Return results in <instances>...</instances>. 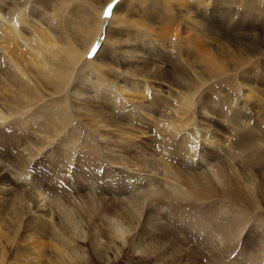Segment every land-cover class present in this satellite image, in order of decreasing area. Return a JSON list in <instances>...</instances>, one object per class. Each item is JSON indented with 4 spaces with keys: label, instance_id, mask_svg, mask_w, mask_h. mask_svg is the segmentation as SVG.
Masks as SVG:
<instances>
[{
    "label": "bare ground",
    "instance_id": "6f19581e",
    "mask_svg": "<svg viewBox=\"0 0 264 264\" xmlns=\"http://www.w3.org/2000/svg\"><path fill=\"white\" fill-rule=\"evenodd\" d=\"M50 1L52 0H0L1 134V130H3L5 126H8L9 129L13 131H17V129H19V134L28 133L31 130V132H36L38 133V135H41L44 138L50 133V130L46 129L48 126L46 127L43 123L40 122V120H42V122L47 121L46 117H44V115L46 116V113H44L43 115L41 111L38 110L45 109V112H47L49 109L48 105L53 104L55 108H64V111H67L69 107V97H75L73 95L79 96L82 92L85 93L87 89L92 87V85H90V82H92L94 85V82L103 79L99 75V73L103 70V67H101L100 65L98 66L95 63L96 61L93 60L94 58L87 59L85 51L88 48L89 42L91 40L90 37L93 32L91 28L92 23L96 22V25L101 27V18L103 12L99 14H93L92 18L89 11V13H87V16L83 18V25L81 27L82 29L77 34V37L75 39H71L69 35L62 36V33L58 31L56 25V16L59 12V9H57V11H53L52 9L51 11V4H49ZM196 1L197 3L194 4V6H191L190 4L184 5V2H182L181 7L184 10H187L186 13L184 11L176 12V10H172L170 8L171 2H167L165 4L166 8L165 6H162L159 9L163 14V17L167 16L173 19L179 18L180 22H184V30H176L175 28V31H172V28L171 31L168 29L167 33L171 36V38H173L172 40L174 41H177L178 39H180L181 41L182 38H190V43L201 50V54L205 56V66H202L201 68H199V70L196 71H188L187 68L190 67V63L188 64L189 61L187 62L186 60L191 57L187 52L184 53L182 49L184 45L181 41L182 44H179V48L175 47V52L179 53V57H177V54L173 52V47L172 49H170L172 54L169 55H171V57L167 56L166 58H164L163 56L159 58V54H153L154 49L148 51L143 50V60L146 61L148 58L144 54L145 51L148 56H158L161 61L155 62L151 57V59L147 60L146 62H143L142 60L141 66H139V56L137 57V54H132V56L129 58L131 59V61L137 62V66H133L135 69L125 68V71H116L120 72V74H113L114 79L112 78L109 81H106L108 79H104L103 82H100L103 84L106 82V84H108L113 91V94H115L112 103L114 104L113 108L117 110V118L115 117V119L112 120V126L116 125L117 122H124L126 125L135 124L140 127L141 122L147 121V116L148 119L152 121L153 126L152 130L150 131H146L150 129L149 127H143V129H145L146 131L145 133L149 134L154 131L155 134L160 133V135H162V132H168L169 134H167L166 136L171 135L172 138H176V134L183 135L182 137H180L178 142H173L171 140V137L166 141L165 139L167 138L162 136L161 139L164 141L162 143L161 141H158L160 142L158 149L163 161H168L170 163L172 161H175L176 164H179V166H183V168L188 169H185L184 171L185 174H187L188 178V182L186 183V185H184V181L183 184H181L182 182L180 183V181L182 180L179 181L175 178H172V180L170 178L171 181H168L169 184L166 183L164 187H159L161 186L162 182L158 185V183L156 184V182H152L153 179L151 180L152 175L150 174L153 173L152 171L154 170H150V168L146 169L149 165L146 168H143L144 159H139V162L141 161L140 164L137 162L129 161L126 159V157H123L119 153V149H115V151L113 152L109 151L107 156L102 159L104 161L107 160L108 164L113 167L109 168V166H107L108 168L106 167L105 169H100L102 167L101 162V166H99V168H92L95 171L85 169L80 173V177L83 180V182L81 183L84 184L85 188L84 190L90 191V193L84 191L88 196L86 202H95V197H99L98 195H103V192L109 197L114 195H119L120 197H122L123 205L120 208L115 209L113 217H106V215L110 212L108 208L100 212V216L103 218V224L104 222H106V227L108 228V237H110L109 239L111 242H114L113 245H117V251H121V249H123L125 245L136 241L137 236H139L141 233L145 235H151V240L148 238L150 241L154 239L163 243L165 247H167L166 245L173 246L172 240L170 241L169 235L172 238H175L176 235H178V231L182 235H184L183 233L186 234L184 236L188 238L186 239L188 243L191 242L192 244H195V246L206 250L212 260L221 259L225 252L236 249L237 244L234 243H237L236 241L239 240L236 232H234V228L230 226V229H228V225L226 224L228 222L226 221L225 223L223 221L224 216H227V211L225 205L223 204L225 202L223 201V199H228L230 196H232L233 193H235L236 185H238V188L240 187L242 193L244 194V200L247 199V201L254 202L253 199H256L257 193H260L257 184L259 180L257 179L255 173H252L251 171V168L258 167L259 171L264 172V157L261 155V150L254 143L255 135L249 131H242L241 133H239V151L241 153V158L243 159V166L245 170L244 177L242 176L239 181V176L241 175H238L236 178L234 175L228 174V172L227 174H225L222 159L218 155L212 153L211 150L210 152L206 153L202 148V145L200 146V144L203 142L211 146L216 145V143L211 140L210 135H208L207 137V130L204 133H202L199 128V131L197 130L194 119L195 116L193 114V112L195 111V107L199 108L200 111H207V105L210 104V100L208 102L207 98V93H209V91L212 92L214 89L224 88L231 89L234 88V85L235 87L237 86L236 81L240 80V77L238 75L240 71H232V73L234 72L233 75L225 77L226 74L231 72L228 71V61L230 62L232 59H228L226 63H223L221 61V57L223 56L222 53L225 52L223 50V43L219 42L223 37V33L221 30L225 25H227L228 28V25H230L231 31L237 30L241 23L235 17L237 16V14L234 11H237L243 6L248 7V9H252V7H255L257 5L259 0H231V3H237V6L234 5L237 8H232L233 10L228 11L227 15H223L224 13H221V9H216V11L210 13V8L207 6L209 5L210 0ZM143 3H145V0L143 1ZM233 4L229 5L233 6ZM216 6H223V2L219 3L218 1V4H216ZM155 8H158V6ZM261 8L263 9L264 7ZM194 9L196 10L195 12L198 13L197 17L201 18V21L198 20L197 22H195V20H192L191 16L195 13ZM258 10H260V7L258 8ZM145 13V15H152H150L148 9ZM210 14L211 16L214 14V17L217 15L216 23L213 22L214 20L210 21L208 19V15L210 16ZM182 18L186 22L183 21ZM120 20L121 19L119 18L115 21V23L119 25V28L120 25H122V22H124L122 20L120 24L118 22ZM205 22L209 24V31L203 24ZM182 23L179 25V28L181 27ZM168 24L170 25V22ZM118 29L116 31L117 33L119 32ZM225 29L226 28H224V30ZM146 32L149 31L147 30ZM233 34L235 33H231L232 36ZM209 35L213 38L211 40L215 39L216 41V47L215 45L213 47L211 46V49L209 48L208 40H206ZM96 57H98V55L95 56V58ZM105 58L107 59V61H110V63H112L111 61H114L112 57ZM187 65H189V67H186ZM169 81L172 83V86L174 88H177L179 90V93L177 96L175 95L174 98L172 97L174 94L171 96L174 102L171 101V103L166 104L161 97L164 94L163 87L165 86H163L164 83L162 82ZM118 83L120 85H118ZM80 87L82 88L80 89ZM93 87L96 88L97 86L94 85ZM73 88L74 91L73 93H71ZM200 96H202V98H200ZM162 110L164 111V113L168 112L173 114L172 119H168L169 122L167 123H162L163 121H160V119H155L156 117L162 118V116L158 114V111L162 112ZM154 113H157L158 116H155ZM48 117H50L49 113ZM63 117H67L68 120V117L70 118V114L65 112ZM30 121H33L34 124H32ZM48 122H50L49 119ZM37 125L40 126V128H38ZM20 126L23 130H20ZM185 128H188V130L190 131L185 132ZM178 131H180V133ZM60 132V129H57V127L54 126V131L52 132L53 134H55L54 136H56ZM140 133L145 134L144 131H141ZM7 134L10 136L11 140L6 142H11L10 145H16L14 147L17 148V140H13V137L15 136L11 133ZM249 135H251L250 138L248 137ZM2 137L4 136H1V138ZM7 137L3 138L4 141ZM154 137L156 136L154 135ZM2 143L3 140H0V145H2ZM102 143L105 142L103 141ZM126 143L127 142H124L125 149L127 147L130 148L133 146V144L132 146H127ZM204 143L203 145H205ZM42 147L43 146L40 142V148ZM40 148L37 149V151L40 152ZM20 151L22 153V156L27 159L26 161H24L25 159L23 160L24 164L26 162H28V164L31 163L34 159L33 157H36L35 152L31 154L29 152V148L27 149V146L20 149ZM220 151L222 152V150ZM141 154L142 157H145V154H143L142 152ZM129 155L132 156V153ZM4 156L7 157V159L10 160L11 163L6 164L5 160L3 159ZM149 156L150 155H148V158ZM260 156H262L263 158L261 159ZM30 157L33 159L30 160ZM153 157L155 158V156ZM154 158L153 161L155 162ZM128 163H133V169H129L127 167ZM144 165H146L145 162ZM119 167L123 168L125 171H127V169L132 171L134 170L133 172H136L138 174L132 173L131 175L129 174V172L126 173L125 171L119 170ZM162 170V174L164 176L171 177L172 174L166 167H163ZM27 171V164L22 165V162L18 159H15L13 162L9 158V156L1 154L0 152V195H12V198L9 200L7 199V201L4 202L3 206L8 207L11 213L10 223L12 224L14 233L18 234L20 230L27 226L34 233H36L39 238L48 237L54 240L58 244L59 250L61 252L60 256L55 259L56 263L61 262V264H73L77 260L81 261L82 259H84L83 253L80 250V247L77 246L75 240L71 238L72 236H74L78 241L85 240V236L80 228L79 223L76 221V218L80 217V215L83 213H87V215L90 216L91 214L96 213L97 210H86L85 206L87 203H81V201L79 200L77 204L69 205L67 204V202L69 201L66 198L61 199L57 195L51 196V198L49 197L50 199H52V202L51 207H48L44 203L45 196L43 194H45V191L41 190L43 185L40 183L39 179L37 182L34 180L35 183L32 182V184L35 185V188H32L30 186L31 184L29 183L30 180L28 178L29 176ZM231 171L233 172L234 170ZM153 174L155 175V172ZM163 175L162 177H164ZM183 178L185 179L184 176ZM6 180L12 181L14 186L18 187L19 189H23L21 191H14L15 189H12L14 187H9L10 184L6 183ZM165 180L167 179H164V181ZM58 185V191H62L63 189H65L64 187H66V185L74 188V191L78 189L76 188L74 182H70L67 184L65 180H63V182L61 184L59 183ZM217 187H220L221 190H217ZM93 188L95 192L97 191V193H92ZM73 194H80V191L77 190L76 193ZM208 200L213 201L212 203L206 205V202H209ZM190 201H194L193 204H196V208L194 209V211L197 215H204V213L206 212L212 214L210 216V219H205L197 222V224L199 225V231L197 234L193 233L191 229L185 230L184 224H180V230L176 229V231L174 229H171L166 233L155 231L157 230L155 228H152L154 230L148 231L144 229V226L147 223H150L148 225L149 227H157L158 224H160L158 222V219L156 218L158 214L163 215L167 219L172 217L170 210L168 209L169 205H187ZM52 205H55V210H51ZM54 211H57V214H52V212L54 213ZM127 217L132 219L131 221H127L128 224L126 226L123 225L124 223L122 222V220ZM58 225H63L65 231L72 236L67 237L63 233L64 231H62L58 227ZM186 225H188V223ZM209 228H211L210 230H217L222 236V238L218 237L213 244V239L206 237V233H209L206 231ZM93 229L92 230L94 231V234L91 236V244L95 247L97 256L103 260L108 261V259L110 258L109 254H111V247L109 245L101 243L98 237V232L100 231L96 230L95 226ZM127 232L131 233V235L134 234L135 237L131 238V240L129 241L123 239L124 235L127 234ZM207 238L211 239L212 242ZM10 241L11 240H7L8 243ZM209 241L210 246H208ZM250 241L252 242V245L255 243L253 239H250ZM136 244L138 251H140L141 241L137 242ZM44 245L45 244L43 243L38 244V246ZM4 248L10 250L8 249L7 244L1 246V249ZM170 248L173 249L172 247ZM239 248V251L236 254V259H233L234 262L231 261L233 264H264V249L262 248V246L253 248L242 246ZM223 264L230 263L226 262Z\"/></svg>",
    "mask_w": 264,
    "mask_h": 264
},
{
    "label": "rangeland",
    "instance_id": "374dc122",
    "mask_svg": "<svg viewBox=\"0 0 264 264\" xmlns=\"http://www.w3.org/2000/svg\"><path fill=\"white\" fill-rule=\"evenodd\" d=\"M140 1L139 0H52L49 2V4H51L50 6L51 11L52 9L53 11H57V9H59V12L56 16L57 19L56 25L58 31L62 33V36L69 35L71 39H75L77 37V34L82 29L81 27L83 25L82 23L83 18L87 16V13H89V11H90V16L92 18H93V14L95 13L99 14L103 12L101 18L102 20L101 27L97 26L96 22L92 23L91 28L93 32L90 37L91 40L89 42L88 48L85 50L87 59L94 58L93 60L96 61L95 63L98 66L100 65L101 67H103V70L99 73V75L103 79L97 82L93 81L94 85L97 86L96 88H94L93 83L90 82V85H92V87L87 89L85 93L82 92L81 95L79 96L73 95L76 98L69 97L68 100L69 107L67 111H64V108L63 109L55 108L53 104L48 105L49 109L47 112H45V109L44 110L39 109L38 111H41L43 115L44 113H46V116L44 115V117H46L47 120L45 122H42V120H40V122L43 123L46 127L48 126L46 129L50 130V133L46 135L44 138L43 136L38 135V133L36 132H31V130L28 133L19 134L18 131L19 129H17V131H13L10 130L8 126H5V128L3 129L4 132L3 130H1L2 134L0 132L1 134L0 140H3L2 145H0L1 154H5L9 156V158L13 162L15 159H18L22 162V165H26V164L28 165L27 173L29 176L28 178L30 180L29 183L31 184L30 186L32 188H35V185L32 184V182H34V180L37 182L39 179L40 183L43 185L41 190L45 191L46 194V195L43 194L45 196L44 203L48 207H51V202H52V199H50L51 196H55V195H57L61 199L66 198L69 201L67 202V204L69 205L77 204L78 200L81 201V203L82 202L85 203L88 196L84 192L86 190H84L85 189L84 184L81 183L83 182V180L80 177V173L85 169L95 171L92 168L94 167L95 169L97 167L99 168V166H101V162H102V167L100 169H105L107 166H109V168L113 167L108 164L107 160L104 161L102 159H104V157L107 156L109 151L113 152L115 151V149H119L120 151L119 153L123 157H126V159L129 161L137 162L140 164L141 161L139 162V159L140 160L144 159L146 165H144L143 162V168L144 167L146 168L149 165L146 169L150 168V170H154L152 172L153 173L155 172V175L151 173L150 175H152V177L151 176L150 177L151 180L153 179L152 182L154 183L156 182V184L158 183V185L162 182L161 186L159 187L162 186L164 187L166 183L169 184L168 181H171L172 178H175L176 180L179 181L182 180L180 181V183L182 182L181 184H183L185 182L184 185H186V183L188 182L187 174H185L184 172L186 168H183V166H179V164H176L175 161H172L170 163L168 161L165 162L161 159V155L158 149L160 142L158 141H161V143L164 141L161 139L162 136L166 137L167 139L165 140L167 141L170 139L171 135L166 136L167 134H169L168 132L167 133L162 132V135H160V133L155 134L154 131H152V133L149 134L145 133L146 131L152 130V126H153L152 121L149 120L147 116H146L147 121L141 122L140 127L135 124L126 125L124 122H117L116 125L112 126L113 125L112 120H114L115 117L117 118V114H116L117 110L113 108L114 104L112 103L115 94H113V91L111 90L110 86L106 84V82L104 84L100 83L103 82L104 79H108L106 81H109L112 78L114 79L113 74L115 75L120 74V72H116V71H121V70L123 71L125 68L135 69L134 67L137 66L136 65L137 62L136 61L133 62L129 58L132 56V54L133 55L137 54L136 55L137 57L139 56L138 63L140 64L138 65L141 66V62L144 59L142 55L143 50L148 51L154 49L153 54L156 55L159 54V58H161V56L166 58L167 56L171 57V55L169 54H172L170 50L172 49V47H173L172 49L173 52L176 53L175 52L176 48H179V44L182 43L184 45V47H182L184 53L187 52L188 55H190L191 57L188 58V60H186L187 62L189 61L188 64L190 63L189 64L190 67L189 65L186 66L189 67L187 68L188 71H196L199 70V68H201L202 66L206 65L205 56L201 54L202 53L201 50H199L190 43L191 41L190 38H186V39L182 38L181 39L182 43H181L180 39L177 40L178 42L172 40L173 38H171V36L167 33L168 29L171 31L172 28H173L172 31L173 30L175 31V28L176 30L178 29L184 30L183 28L184 22L183 23L180 22L179 18L173 19L167 16L163 17V14L159 9L162 6L164 7L167 2H171L170 8L172 10L174 9L176 10V12L184 11L186 13L187 10H184L181 7L182 2H184V5L190 4L191 6H194V4L197 3L196 0H186V1L185 0H145V3H143L144 0H140ZM218 1L219 3L223 2V6L221 7L216 6V4H218ZM230 1L231 0H216V1L210 0L209 5L207 6L210 8V13L216 11V9H221V13L222 14L224 13L223 15H227L228 11L233 10L232 8H237L234 6V5L237 6V3L235 2L236 4H233ZM263 1L264 0H259L257 5L255 7H252V9H248V7L243 6L237 11L236 10L234 11L237 14V16L235 17L241 23V25L238 27L237 30L231 31L230 25H228L229 28L227 27V25H225L221 30L223 33L222 35L223 37L219 42L223 43V50L225 51L224 53H222L223 56L221 57V61L223 63L224 62L226 63L228 59H232L230 62L228 61L229 64L228 71L231 72L226 74L225 77L233 75L234 72L232 73V71L235 70L237 72L240 71L238 74L240 80L236 81L237 86L235 87L234 85V88L231 89L224 88V89H214L212 92L209 91V93H207V98H208V102L210 100V104L207 105L206 108L207 111L203 112L202 110L200 111L199 108L195 107V111L193 112L195 116L194 119L197 130L199 128V130L202 133L206 132L207 130L208 132L207 137L208 135H210L211 140L214 143H216V145H218L216 146L213 144L214 146H216L214 147L205 144L203 142L205 145L201 143L200 146L202 145V148L206 153L210 152L211 150L212 153L218 155L222 159L223 169L225 174H227L228 172V174H232L236 178L238 175H241L239 176V181L242 176L244 177V172H245L243 166V159L241 158V153L239 151V144H240L239 133H241L242 131L245 132L249 131L253 133L255 135L254 143L261 150L260 151L261 155L264 157V26H263L264 8L263 9L261 8L264 7ZM227 3L233 4V6H230ZM157 6L158 8H155ZM259 7L260 10H258ZM147 9L149 10L150 15L152 14L151 16L145 15ZM195 11L196 10L194 9V12ZM106 12L108 13L107 15H105ZM197 15L198 13L195 12L191 16L192 20H195V22H197L198 20L201 21L200 20L201 18L197 17ZM119 18L121 19L120 21H118L120 24L122 20L124 21L122 22V25H120V28L119 25L115 23V21ZM208 19L210 21L214 20L213 22L216 23L217 15L214 17V14L212 16L210 14V16L208 15ZM169 22L170 25L168 24ZM181 23L182 25L179 28V25ZM203 24L204 26H206V29L209 31L210 30V28L208 27L209 24L207 22ZM224 28L226 29L224 30ZM117 29L119 30L118 33L116 32ZM146 29L149 32H146L147 31ZM231 33H235V34H233L232 36ZM211 39L213 38L210 35L206 39L208 40L209 43L208 45L210 49L216 44L215 39L214 40ZM156 40L159 41L157 42ZM230 41H234V42H230ZM144 54L145 56L148 57L147 60L151 59L152 57V60L155 62L161 61L158 58V56L154 55L150 57L145 53V51ZM176 54L177 57H179L178 56L179 53L177 52ZM97 55L98 57L95 58V56ZM105 57H110V58L112 57L114 61H111L112 63H110V61H107ZM144 61L145 60H143V62ZM162 83H164L163 86L164 85L166 86L163 87L164 94L161 96L164 102L166 104L171 103V101L174 102L173 98L175 97V95L176 96L178 95L179 90L177 88H174L170 81L162 82ZM118 85L120 84L118 83ZM81 88L82 87H80V89ZM73 91L74 88L71 91V93H73ZM200 98H202V96H200ZM65 112L70 114V118L68 117V120L67 117H63ZM48 113L50 117H48ZM163 113H164L163 110L162 112L158 111V114H160L162 118L156 117L155 119L157 120L160 119V121H163L162 123L169 122L168 119L170 118L172 119L173 114L168 112L167 113L165 112L164 114ZM154 114L155 116H158L157 113ZM48 119L50 122H48ZM30 122L34 124L33 121ZM54 126H56L57 129H60L61 131L56 136H54L55 134L52 133L54 131ZM126 126L128 129L126 128ZM37 127L40 128V126L38 125ZM143 127H149L150 129L145 131ZM20 128H21L20 130H23L21 126ZM141 131H144L145 134L140 133ZM184 131L187 132L190 130H188V128H185ZM178 132L180 133V131ZM7 133H11L15 136L13 137V140H17L18 143L17 148L14 147L16 145L14 146L10 145L11 142L9 143L6 142L11 140L10 136ZM154 135L156 137H154ZM177 135L178 134H176V138L173 137L174 139L171 137L172 138L171 140L173 142H178L180 137L183 136V135H178V136ZM1 136L7 137L5 141L3 139L4 137L1 138ZM248 137L250 138L251 135H249ZM103 141L105 143H102ZM40 142L43 146L42 148H40ZM124 142L128 143V144L126 143L127 146H132L133 144L132 147L134 148L136 147L135 149L137 151L134 148L132 147L129 148L127 146H126L127 148L125 149ZM26 146L27 149L29 148V152L31 154L35 152V156H36L33 157L34 159L31 157L29 158L30 160L33 159L32 162L29 164L28 162L24 164V161H26L27 159L24 156H22V153L20 151V149L25 148ZM39 148L41 149L40 152L37 151V149ZM217 150L219 151V154ZM220 150H222V152ZM130 152L132 153V156L129 155L131 154ZM141 152L145 154V157L141 156L142 155ZM148 155H150L149 158ZM153 156H155V158ZM262 156H260L261 159L263 158ZM153 158L155 162L153 161ZM3 159L5 160L6 164L11 163V161L8 160L7 157L4 156ZM146 161L148 164L146 163ZM127 167L129 169H133L134 165L133 163H128ZM163 167H166L168 169V171L172 174L171 177L164 176L162 174ZM119 168H120L119 170L125 171L123 168L121 167ZM251 169H252L251 170L252 173L254 172L257 179L259 180L257 184L260 193H257L256 199H253L254 202L247 201V199L244 200V196H243L244 194L242 193L240 187L238 188V185H236V191L235 193L232 194V196H230L228 199H223V201L225 202L223 204L225 205L227 216H224V220L223 219L222 220L225 223L226 221L228 222L226 223L228 225V229H230V226L234 228V232H236V235L239 240L236 241L237 243H234L237 244L236 249H234L235 251L232 250L225 252L221 259L212 260L210 255L206 252V250L195 246V244H192L191 242L188 243L186 240L188 238L184 236L186 234L183 233L184 235H182L177 231L181 229L180 224H184L185 230L191 229L193 233L197 234L199 231V225L197 224V222L205 219H210V216L212 214L208 212L204 213V215L196 214V212L194 211V209L196 208V204L195 203H194L195 205L193 204L194 201L193 202L190 201L189 204L187 205L186 204L169 205L168 209L170 210L172 217L167 219L163 215L158 214L156 218L158 219V222L160 224H158L157 227H149L148 225L150 223H147L144 226V229H146L147 231L154 230L152 228H155L157 229L155 231L163 232V233H166L171 229L174 230L177 229L176 231L178 235H176L175 238H172L169 235L170 241L172 240L173 246L166 245L167 247H165L163 243L156 241L154 239L150 241L151 235H145L141 233L139 236H137L136 241L129 243L128 245H125L123 249H121V251H117V245H113L114 242H111L109 239L110 237H108L107 234L108 228L106 227V222H104L103 224V218L100 216V212L108 208L110 212L106 215V217H113L115 209L120 208L123 205L122 197H120L119 195H114L109 197L105 195L103 192L102 193L103 195H98L99 197L97 196L95 197L96 198L95 202L93 203L91 201L86 202L87 203L85 206L86 210H90V209L97 210L96 213H93L90 216H88L87 213H83L80 215V217L76 218V221L79 223L80 228L85 236L84 241L83 240L78 241L76 237L68 234L65 231L63 225H58V227L62 231H64L63 233L67 237L72 236L71 238L75 240L77 246L80 247V250L83 253L84 259H82L81 261L77 260L73 264H223L226 262L233 264L231 261L234 262L233 259H236L237 256L236 254L240 250L239 247L245 246V247L253 248L257 246H262V248L264 249L263 247L264 246V189H263L264 172L259 171L258 167L257 168L254 167ZM231 170L234 171L232 172ZM133 171L127 169V171L125 172L126 173L129 172V174L131 175L132 173L138 174ZM162 175L164 177H162ZM183 176L185 177V179L183 178ZM164 179L167 180L164 181ZM63 180H65L67 184L70 182H74L76 188H78L76 189V191L79 190L80 194L74 195L73 193H76V191H74L75 189L71 188L68 185H66V187H64L65 189H63L62 191L61 190L58 191L59 190L58 184L59 183L61 184ZM6 181H7L6 183L10 184L9 187L11 188L14 187L12 188L15 189L14 191L16 190L21 191L23 189V188L19 189L18 187L14 186L12 181H8V180ZM216 189L221 190L220 187H217ZM86 192L90 193L89 190H87ZM92 193H97V191L95 192L93 188ZM11 198L12 195L11 196L0 195V264H61V262L56 263L55 260L61 254L59 250V246L51 238L48 237L39 238L37 234L34 233L27 226H25L22 230H20L18 234L14 233V230L12 229V224L10 223L11 213L8 207L3 206L4 202L7 201V199L9 200ZM114 200L116 203L114 202ZM208 201L209 202H206V205L212 203L213 200H208ZM51 210H55V205H52ZM52 214H57V211H54V213L52 212ZM131 219L132 218H128V217L125 218L124 220H122V222L124 223L122 224L127 226L128 224L127 221L128 220L131 221ZM187 223L188 225H186ZM94 226L96 227V230L100 231L98 232V237L100 239L99 241L111 247L110 248L111 254H109L110 258L108 259V261L99 258L97 256L95 247L91 244L90 240H91V236L94 234L93 231ZM210 229L211 228H209L206 231L209 232L206 233V237L212 238L213 242L211 239L209 238L207 239L211 240L213 244L215 243L218 237L222 238V236L217 230L215 229L210 230ZM133 237H135L134 234L131 235V233L127 232V234L124 235L123 239L129 241ZM250 239H253L255 241L253 245ZM7 240H11V241L8 243ZM139 241H141L140 251H138L136 244ZM40 243H43L45 245L38 246V244ZM4 244H7V247L10 250H7L6 248L1 249V246H3ZM208 246H210V241ZM170 247H172L173 249H171Z\"/></svg>",
    "mask_w": 264,
    "mask_h": 264
},
{
    "label": "snow or ice",
    "instance_id": "6c2138e0",
    "mask_svg": "<svg viewBox=\"0 0 264 264\" xmlns=\"http://www.w3.org/2000/svg\"><path fill=\"white\" fill-rule=\"evenodd\" d=\"M107 14H108V13L106 12L105 15H107ZM94 51H95V49H94Z\"/></svg>",
    "mask_w": 264,
    "mask_h": 264
}]
</instances>
